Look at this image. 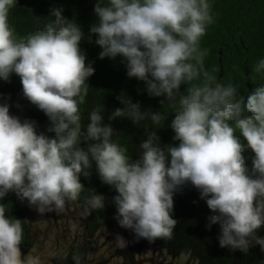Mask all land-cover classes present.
I'll use <instances>...</instances> for the list:
<instances>
[{
    "label": "clouds",
    "instance_id": "9594fccd",
    "mask_svg": "<svg viewBox=\"0 0 264 264\" xmlns=\"http://www.w3.org/2000/svg\"><path fill=\"white\" fill-rule=\"evenodd\" d=\"M16 5L17 0H0V81L19 77L23 97L45 114V131L54 136L38 134L34 120L10 115L0 97V199L12 192L40 215L62 211L78 200L85 189L80 177L90 178L95 165L101 183L116 193L113 219L136 240L151 243L172 238L174 196L190 184L214 213L205 227L218 225L221 248L247 254L259 245L264 253V237L256 235L264 225V84L242 95L233 83L219 82L215 68H205L208 50H201L200 41L214 23L209 0H96L97 22L87 39L92 43L95 37L98 58H121L127 78L143 82L149 97L177 106L169 127L178 145L162 146L157 132H149L135 160L113 140L102 107L82 123L79 105L95 69L81 52V27L64 18L62 8H52L42 31L17 38L8 22ZM253 71L264 74V59ZM121 103L110 121L167 119L129 98ZM246 150L254 154L251 170ZM89 192L85 212L104 210L105 197ZM6 211L0 204V264H43L31 252L22 257L21 220L7 218Z\"/></svg>",
    "mask_w": 264,
    "mask_h": 264
},
{
    "label": "trees",
    "instance_id": "16d2710c",
    "mask_svg": "<svg viewBox=\"0 0 264 264\" xmlns=\"http://www.w3.org/2000/svg\"><path fill=\"white\" fill-rule=\"evenodd\" d=\"M106 2V0H105ZM96 0H17V5L9 12L8 22L14 30L17 38H26L31 34L42 31L49 22V10L62 8V15L68 20H75L81 27L85 39L80 42L81 52L86 57V65L92 63L94 74L88 78L85 102L79 105L82 123H88L89 113L97 108H103L104 122L110 123L115 131L113 140L127 149L126 155L130 160L140 156L139 143L147 138L149 132H157L161 145L177 146L178 141L173 139L175 133L169 127L171 120L177 111V106L165 100L163 97H149L144 91L145 85L135 78L126 76V68L120 62L108 58L99 59L101 49L95 45V37L92 43L88 42L89 26L97 22L94 14ZM212 5L214 23L209 25L206 34L201 38V50L207 49L204 58L205 68L213 73L219 82L227 85L233 83L242 95L264 84V74L253 71L255 64L264 59V0H209ZM187 85L182 86L184 92ZM0 97L9 104L10 115L17 116L21 121L27 119L36 121L38 134L48 135L45 129L49 126L48 118L36 106L23 97L22 86L18 76L13 74L10 82L0 81ZM128 98L133 103H139L142 110L150 109L153 112L161 111L167 119L159 124L149 120L141 121L134 125L129 119L118 118L111 120V113L122 108ZM0 100V102H3ZM19 104L20 108L15 105ZM237 135H239L237 133ZM242 143H245L241 138ZM81 147H85L82 143ZM246 166L251 170L254 154L246 150ZM80 182L85 187L77 203L85 211L86 200L90 196V190L105 197L104 210H93L86 215L83 222L82 237L84 242L91 244L100 230H106L116 240L117 235L125 239L126 246L116 250L121 262L119 264H135L138 253L146 247H153L159 252L167 254L171 258L180 255H188L190 261L196 264H260L264 260V253L259 245L251 247L247 254L240 251H230L221 248L218 243L219 227L213 225L206 229L207 217L211 213L206 203L199 199L200 193L190 184L185 185L182 192L174 196L172 218L177 220L171 239H157L151 243L147 240H136L131 231L119 227L113 219L116 209L111 203L116 193L107 185L101 183L95 165L91 170L90 178L80 177ZM0 204L6 207V217L21 220L23 239L20 245L22 253H26L34 244L30 226L26 222L28 205L21 203L14 193L9 192ZM258 237H264V225L257 230ZM83 245L71 246L64 258L52 260L51 264H88L85 258L86 248ZM94 264H107L99 261Z\"/></svg>",
    "mask_w": 264,
    "mask_h": 264
},
{
    "label": "rangeland",
    "instance_id": "374dc122",
    "mask_svg": "<svg viewBox=\"0 0 264 264\" xmlns=\"http://www.w3.org/2000/svg\"><path fill=\"white\" fill-rule=\"evenodd\" d=\"M26 222L30 226L33 246L22 257L32 253L39 255L43 264H51L52 260L64 258L71 246L85 244V258L88 264L105 261L107 264H119L121 260L115 252L123 245L114 240L106 230H100L91 244L82 237L83 222L86 212L77 203L68 202L59 212L40 215L28 206ZM125 240V239H124ZM135 264H196L188 255L171 258L153 247L143 248L137 255Z\"/></svg>",
    "mask_w": 264,
    "mask_h": 264
}]
</instances>
